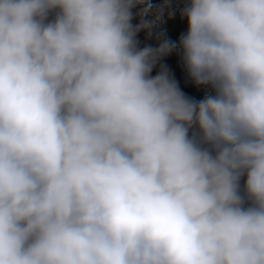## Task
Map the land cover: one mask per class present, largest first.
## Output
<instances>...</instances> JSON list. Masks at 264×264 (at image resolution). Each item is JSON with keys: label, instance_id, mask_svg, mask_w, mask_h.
Segmentation results:
<instances>
[{"label": "clouds", "instance_id": "clouds-1", "mask_svg": "<svg viewBox=\"0 0 264 264\" xmlns=\"http://www.w3.org/2000/svg\"><path fill=\"white\" fill-rule=\"evenodd\" d=\"M182 2L0 0V264H264V0Z\"/></svg>", "mask_w": 264, "mask_h": 264}, {"label": "trees", "instance_id": "trees-1", "mask_svg": "<svg viewBox=\"0 0 264 264\" xmlns=\"http://www.w3.org/2000/svg\"><path fill=\"white\" fill-rule=\"evenodd\" d=\"M178 4H180L179 0H174V15L169 18L167 16V13H165L162 20L160 22H157L151 38H148L146 32L144 31L138 34L137 38L140 41L141 46H157L158 42L155 37L161 32L164 33L167 39L178 44L180 36L184 34L187 30V21L186 19L181 18L180 13L182 7L178 6ZM152 5L158 6L155 4ZM148 18H152L151 14ZM136 22L138 21H134V23ZM163 62L175 73L177 79L181 83L182 88L188 95L197 100L202 99L204 97V95L207 93V89L196 87L190 82H186L183 66L180 60V50L178 47L176 51L167 56Z\"/></svg>", "mask_w": 264, "mask_h": 264}, {"label": "rangeland", "instance_id": "rangeland-1", "mask_svg": "<svg viewBox=\"0 0 264 264\" xmlns=\"http://www.w3.org/2000/svg\"><path fill=\"white\" fill-rule=\"evenodd\" d=\"M150 2H151L152 4H154V3H158V5H159V4L162 3V0H150ZM172 2H174V0H172ZM179 2H180V5H183L182 0H179Z\"/></svg>", "mask_w": 264, "mask_h": 264}, {"label": "crops", "instance_id": "crops-1", "mask_svg": "<svg viewBox=\"0 0 264 264\" xmlns=\"http://www.w3.org/2000/svg\"><path fill=\"white\" fill-rule=\"evenodd\" d=\"M155 5H158V3H154ZM178 6H181V7H183V5H180V4H178Z\"/></svg>", "mask_w": 264, "mask_h": 264}]
</instances>
